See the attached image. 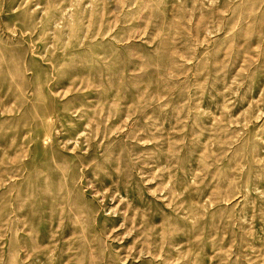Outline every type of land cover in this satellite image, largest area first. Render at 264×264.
Here are the masks:
<instances>
[{
	"label": "rangeland",
	"instance_id": "rangeland-1",
	"mask_svg": "<svg viewBox=\"0 0 264 264\" xmlns=\"http://www.w3.org/2000/svg\"><path fill=\"white\" fill-rule=\"evenodd\" d=\"M0 264H264V0H0Z\"/></svg>",
	"mask_w": 264,
	"mask_h": 264
}]
</instances>
